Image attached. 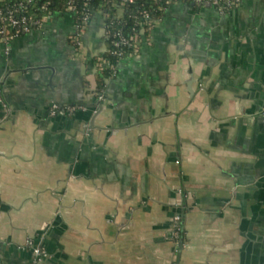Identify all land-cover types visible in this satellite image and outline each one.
<instances>
[{
  "label": "crops",
  "instance_id": "1",
  "mask_svg": "<svg viewBox=\"0 0 264 264\" xmlns=\"http://www.w3.org/2000/svg\"><path fill=\"white\" fill-rule=\"evenodd\" d=\"M104 22L0 45V264H264V0L169 3L99 100Z\"/></svg>",
  "mask_w": 264,
  "mask_h": 264
},
{
  "label": "trees",
  "instance_id": "2",
  "mask_svg": "<svg viewBox=\"0 0 264 264\" xmlns=\"http://www.w3.org/2000/svg\"><path fill=\"white\" fill-rule=\"evenodd\" d=\"M176 1L190 2L189 0H133L131 3L123 4L122 0H35L33 4L29 5L24 0H3L0 7L4 10L24 8L27 15L39 20L54 12L65 11L68 3L71 2L75 6V20L79 25L83 15H87L91 20L95 13H101L105 20L104 39L106 45L102 58L115 67L119 58L112 53L131 55L133 53L132 46L136 43L139 44L150 25L159 18L162 10L169 3ZM121 39L128 41L130 46L115 47L114 44ZM95 60L96 58L92 59L91 63ZM113 75L114 72L110 68L96 72V91L102 92L106 80Z\"/></svg>",
  "mask_w": 264,
  "mask_h": 264
},
{
  "label": "built area",
  "instance_id": "3",
  "mask_svg": "<svg viewBox=\"0 0 264 264\" xmlns=\"http://www.w3.org/2000/svg\"><path fill=\"white\" fill-rule=\"evenodd\" d=\"M26 4H33L35 0H24ZM190 2L198 5H205L209 7H213L214 9L220 11V12H227L235 9L238 7L243 0H189ZM3 2V0H0V4ZM133 0H122V3H131ZM66 12H70L72 14H75V6L72 5L71 2L68 3L67 8L65 9ZM146 15L144 14V17ZM47 16H43L39 20H35L31 16L26 14V10L24 8H17L15 10H4L0 7V45H4V47L9 46V44L20 37L26 36L36 30H38L43 22L47 19ZM90 21V18H88L87 15H83L81 18L80 25L76 23V29L72 35H70V42L74 48V51L76 52L75 55L80 58L83 55V46H82V40L81 36L83 34V31L85 27L88 25ZM152 25V24H151ZM150 25V26H151ZM143 32V31H142ZM140 44V41H139ZM139 44L136 43L132 46L133 53L128 56H124L121 53L113 52V55H117L119 58V61L125 59V58H131L136 57L139 53ZM129 45V42L121 39L119 42L115 43V47L120 46H126ZM130 46V45H129ZM118 61V62H119ZM93 71L96 73L98 71H101L104 68H110L114 73L116 66H112L107 62L104 58H102V55L97 57L94 62L91 63ZM101 92H92V96H96L99 100L102 99V96L100 95ZM70 112L73 111V109H67V110H59L57 107H53L51 114H63L64 112ZM176 231L178 233V221L176 219ZM34 255L36 259H39L41 256V251L39 249H34Z\"/></svg>",
  "mask_w": 264,
  "mask_h": 264
}]
</instances>
